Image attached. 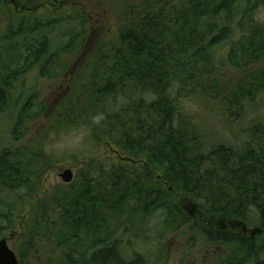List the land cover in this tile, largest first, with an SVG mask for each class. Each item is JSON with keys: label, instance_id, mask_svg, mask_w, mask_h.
Instances as JSON below:
<instances>
[{"label": "trees", "instance_id": "trees-1", "mask_svg": "<svg viewBox=\"0 0 264 264\" xmlns=\"http://www.w3.org/2000/svg\"><path fill=\"white\" fill-rule=\"evenodd\" d=\"M6 1L0 7L8 8ZM123 1L118 35L92 52L81 13L45 19L20 8L0 34V116L15 84L38 68L42 78L65 81L59 95L68 88L52 117L54 131H83L87 144L102 149L83 160L79 183L40 199L56 156L42 141L0 153V240L13 231L19 204L37 193L15 251L19 264L28 255L35 264H152L130 250L189 225L193 218L179 201L185 197L200 213L194 229L205 217L264 228V118L247 125L235 145L213 140L209 125L183 105L192 96L211 109L231 110L232 125L264 94V21L257 16L264 0ZM65 21L67 39L54 50L50 35ZM228 40L221 59L216 47ZM35 98L19 112L17 132L34 117ZM106 148L118 158L122 151L144 157L156 183L148 172H131L103 154ZM211 222L204 228L209 242L236 247L240 255L230 257L238 261L264 264V236L248 240Z\"/></svg>", "mask_w": 264, "mask_h": 264}, {"label": "rangeland", "instance_id": "rangeland-1", "mask_svg": "<svg viewBox=\"0 0 264 264\" xmlns=\"http://www.w3.org/2000/svg\"><path fill=\"white\" fill-rule=\"evenodd\" d=\"M10 1H6L8 8H5L1 2L0 34H3L7 30L6 23L9 20V14L18 13V9L20 8H26L35 18L43 17L45 19H65L72 17L75 13H81L92 32L90 45L88 46V49L91 48V52L94 50L95 45L101 41H112L118 35V31L123 23L122 17L120 16L125 6V1L123 0ZM257 16L260 20L264 21V8L258 10ZM70 26L65 21L60 23L56 30H53V34L50 37L54 41V50L65 42L67 38L64 33ZM238 37L240 38V34ZM231 42L228 40L216 47V53L221 59L226 58ZM80 66L81 63H77V65H74L73 70H77ZM38 71L39 69L35 68L24 79L15 84L12 99L8 102V108L0 116V153L4 149H17L23 145L34 144L38 146L39 141H42L46 151L56 156L58 159L56 165L53 168H47L44 181L38 189V194L36 193L38 195L37 198L40 199L52 194L57 187L69 184L62 177V175L66 174L67 170L73 172V183H70L69 186L77 182L79 183V172L83 168V160L90 161L89 157L100 155L98 153L102 152V149H95L92 145L87 144L88 141L83 131H70L65 126L63 128L61 127L60 131H54L52 117L55 114L58 99L67 94L68 88L59 95V91L63 88L65 81H62L61 85V79L56 81L42 78L39 76ZM224 80L221 81L224 82ZM32 96H36L34 102L40 104H37L33 108L35 111L34 117L32 119H26L23 123L24 128L17 132L18 114L23 109L27 100ZM42 103L45 108H42ZM183 105L188 112L192 115H199L209 125L213 140H223L235 145L241 142L243 129L247 125H251L258 118H264V94L252 103V107H249L247 113L245 112V118L241 120V123H236L235 119L232 125L226 120V117L230 120L232 119L233 116H229L231 110H229L228 114L224 110H218L217 106L215 107L217 109H211L209 106H205V104L196 102V98H192V96L189 99L183 100ZM46 109L47 111L45 112ZM103 151V154L105 153L115 156L118 160L120 159L121 163L131 172H148L151 175V178L146 177L148 181L153 184L156 183V180L152 177V168L147 166V160L144 157H138L130 152L122 151L121 158H118L115 155L117 152L115 149L106 148ZM159 175L162 177L161 173ZM163 187L172 189L173 191V187H169L168 183L166 185L164 184ZM22 194L24 195V192ZM174 194L176 193L174 192ZM34 196L30 199H24L19 204L18 217L15 219L16 222L12 228L13 231L5 236L8 239L10 248L16 252L22 240V234L30 212L31 200H34ZM179 201L187 205L185 209L186 213L193 218V221H197V216H200V213L195 203L192 200L190 201L189 198L186 200V197L184 199L179 198ZM193 221L178 231L171 232L159 242L149 240L142 243L139 241V244L130 250V254L134 252L145 253L149 256V259L151 258L152 264H252L251 259L238 261L237 257H230V255H240L236 247L222 243H211L204 235L205 225L211 224V221H215L218 224H225L224 221L205 217V222L207 223L201 224L200 226L202 228L197 227V229H194L195 223ZM239 223L245 224L243 220L242 222L238 221L236 224ZM256 238H261V236ZM262 247H264V243ZM160 255L163 257L157 262V258ZM34 260L31 255H28L23 260V264H35L37 260L35 262Z\"/></svg>", "mask_w": 264, "mask_h": 264}, {"label": "water", "instance_id": "water-1", "mask_svg": "<svg viewBox=\"0 0 264 264\" xmlns=\"http://www.w3.org/2000/svg\"><path fill=\"white\" fill-rule=\"evenodd\" d=\"M62 177L66 183H71L73 181V172L67 170ZM0 264H19L17 254L10 248L7 238L0 240Z\"/></svg>", "mask_w": 264, "mask_h": 264}, {"label": "flooded vegetation", "instance_id": "flooded-vegetation-1", "mask_svg": "<svg viewBox=\"0 0 264 264\" xmlns=\"http://www.w3.org/2000/svg\"><path fill=\"white\" fill-rule=\"evenodd\" d=\"M221 228L233 232L237 236H242L248 240H256V237L264 236V228L258 226H251L249 224H231L227 225H219Z\"/></svg>", "mask_w": 264, "mask_h": 264}]
</instances>
